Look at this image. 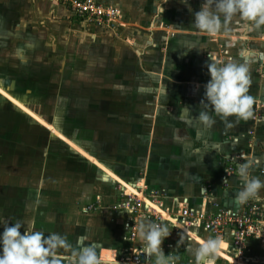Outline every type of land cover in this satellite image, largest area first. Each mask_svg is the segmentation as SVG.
I'll return each mask as SVG.
<instances>
[{"label": "crops", "instance_id": "0c3cea01", "mask_svg": "<svg viewBox=\"0 0 264 264\" xmlns=\"http://www.w3.org/2000/svg\"><path fill=\"white\" fill-rule=\"evenodd\" d=\"M97 1L121 11L123 27L113 35L115 39L112 41L108 35L74 19L66 7L50 0H0V219L8 220L9 224L20 221L23 224L21 233L33 227L45 235L58 232L54 220H47L48 212H38L39 181L22 177L24 164L17 160L23 159L24 143L13 145L10 142L6 136V124L11 117L24 114L63 138L61 133L26 106L38 102L37 95L40 93L47 101L51 100L52 89L59 86L67 88L69 96L74 97L77 93L101 96L98 89L113 91L121 87L128 94L125 101L128 104L133 99L130 93L136 87L153 88L155 94L152 99L144 102L145 105L150 104L151 108L150 115L144 117L149 120L148 131L145 133L147 143L143 147L149 154V161L142 167L143 179L131 182L133 186L124 178L117 179L114 173V180L129 190L142 191L146 200L151 198L149 192L157 189L156 192L160 193L159 209L164 213L168 210L176 214L184 199L198 209H210L213 203L234 207L235 195L241 188V182L238 173L227 172L228 160L237 153L248 151L251 155L247 156L246 161L250 158H259L261 161L258 166L253 165L251 176L264 181V175L258 173L259 170L264 171V123H253L252 119L241 120L234 127L227 128L214 113L211 114L216 123L210 129L198 121L196 117L202 110L199 105L204 94V84L210 77L205 65L202 67L195 62L193 42H189L184 50L175 47L173 38H177L178 33L174 28L167 27L171 15L168 17L165 10L172 6V0ZM183 32L187 31L181 30L179 33ZM170 39L173 40L169 46L167 44ZM161 42L164 45L162 49L158 48ZM104 50H107V54L103 53ZM104 57L107 61L102 60ZM111 58L114 63L108 62ZM88 60H92L91 66L87 65ZM129 67L140 70V75L133 78L135 81L140 80V84L136 81L121 85L124 82L116 78L117 71H130ZM150 76L156 77L157 84L154 87L147 84ZM255 76L252 75V78ZM114 77L117 82L113 81ZM262 94L264 92L259 90L260 100ZM106 102L112 104L118 101L114 99V102ZM8 103L13 106V113L8 111ZM229 120L235 121V118L229 117ZM243 131L254 133L252 144L246 146L240 139ZM118 133L132 137L136 135V129L128 127L126 131L120 130ZM243 134L247 136L245 132ZM66 141L106 174L112 172L91 159L74 143L68 139ZM29 148L31 151L32 146ZM159 152L166 155L156 154ZM174 155L177 156L175 162L171 158ZM157 157L156 165L154 161ZM173 164H176V168H172ZM135 178L133 175L126 177L128 181ZM172 179H178L175 190H172ZM141 186L151 190H142ZM116 195L117 192L112 189V203ZM260 196L264 206V188L260 190ZM111 212L109 215L115 221L114 238L117 239L110 238L111 230L103 228L105 239L101 241L107 240L104 244L109 247H100L102 249L97 252L98 259L116 260L141 243L138 236L136 241L126 238V214ZM169 218L166 216L163 221L171 231L161 245L165 255L171 252L179 256L177 264L194 263L185 251L190 242L197 243L191 233L195 232L197 237L205 239L210 236L200 227L180 225L179 229H175ZM182 232L183 240L177 243ZM107 238H110L109 241ZM85 240L94 244L100 242ZM224 248L225 244L218 255L231 263L264 264V255H257L262 250L258 241L249 244L248 263L234 260L222 250ZM59 253L62 256L71 254L70 250H59ZM63 264H69V261L64 260Z\"/></svg>", "mask_w": 264, "mask_h": 264}, {"label": "rangeland", "instance_id": "374dc122", "mask_svg": "<svg viewBox=\"0 0 264 264\" xmlns=\"http://www.w3.org/2000/svg\"><path fill=\"white\" fill-rule=\"evenodd\" d=\"M201 3L202 0H185V3L172 0L170 4L172 6L169 9L166 7L168 17L170 15L172 17L167 20L169 24L167 27L174 28L178 33L177 38H173L175 47L184 50L189 42H193L195 62L202 67L205 65V69L209 63L222 66L227 62H237L247 65L251 79L248 94L258 101L253 109L252 121L254 123L256 117H264V95L262 94L261 100L258 96L259 90L264 92V26L253 29L245 27V22L234 19L230 24L231 30L228 35H209L200 32L193 27L192 18L199 10ZM181 30L187 32L179 33ZM102 34L108 35L111 41L115 39L113 35ZM173 39H170L167 45L170 46ZM163 46L161 42L158 48L162 49ZM103 53L107 54V50ZM102 60L107 61L105 57ZM108 62L114 63L112 58ZM87 65L91 66L92 60H88ZM129 70L123 69V71L116 72V78L124 82L121 85L136 81L140 84V80L133 79L140 75V70L133 67H129ZM252 75L256 76L252 78ZM116 78L114 77L113 81ZM148 78L147 84H152L151 86L154 87L157 84L156 77ZM97 91L101 92V96L77 93L74 97L69 96L67 88L59 86L52 89L53 98L51 100L47 101L43 94L41 96V93H38L40 95V98L37 95L38 102L26 104L48 125L61 133L63 138L24 114H18L20 118L13 116L8 119L6 136L13 145L24 143L23 159L20 158L17 162L24 164L21 170L23 178H33L39 181L38 212H48V221H50L49 217H54L55 228H58V233L69 239V243L74 246L77 242L93 245L96 246L98 252L102 249L100 247H109L104 244L107 240L101 241L105 239L102 233L104 227L111 230L112 237L110 238H114L115 221L114 217L109 215L112 204L110 195L112 189L117 192L118 185H123L114 180L116 179L114 173L117 179L124 178L133 186L135 185L131 182L143 179L141 170L145 162L148 164L149 161V154L143 148L147 143L145 133L148 131L149 120H145L144 117L150 115L149 109L151 108L150 104L145 105L144 102H149L155 93L153 88L138 89L136 87L134 92L130 93L133 99L128 104L125 102L128 94L121 87L114 88L113 91L109 89H98ZM114 99L118 102L112 104L106 102L109 100L114 102ZM7 107L10 108L8 109L10 112L14 109L9 103ZM128 127L136 129V135L130 137L118 133L120 130L126 131ZM244 132L247 136L243 134ZM240 137L246 146L255 140L253 132L243 131ZM65 138L113 173L106 174L95 163L72 148ZM30 145L32 146L31 151ZM245 152L246 156L251 155L248 151ZM175 155L171 156L173 162L177 157ZM157 163L158 157L154 161V164L157 165ZM172 168H176V164H173ZM258 173L264 175L262 170ZM132 175L136 178L128 181L126 177L129 178ZM172 181V190H175L174 186L177 184L175 182L178 179H172ZM140 188L148 192L151 190L146 186ZM155 191L158 190L154 189ZM158 194L160 195L159 192ZM110 238H107L108 241ZM85 239L90 242H100L94 244ZM258 242L262 250L257 255H264V240ZM190 243L193 246L197 244ZM188 257L194 262L190 254ZM216 264L233 263L217 255Z\"/></svg>", "mask_w": 264, "mask_h": 264}, {"label": "clouds", "instance_id": "9594fccd", "mask_svg": "<svg viewBox=\"0 0 264 264\" xmlns=\"http://www.w3.org/2000/svg\"><path fill=\"white\" fill-rule=\"evenodd\" d=\"M180 2L185 3V0ZM234 19L245 22V27L253 29L264 26V0H202L192 23L200 32L228 35ZM207 72L210 79L204 84L199 105L202 110L196 117L198 121L210 129L216 123L211 113L219 117L227 128L234 127L241 120L253 119L254 105L258 101L248 94L251 84L248 66L237 62H227L222 66L209 63ZM229 117H234L235 121L229 120ZM255 123H264V117H256ZM260 163V159L256 158L237 165L241 182V188L235 195L237 205L261 199L260 190L264 188V181L251 176L250 171L253 165L258 166ZM131 211L129 208L128 212ZM49 220H54V217H49ZM0 227L3 229L0 231V264H63L64 260L69 261V264H99L96 246L80 242L74 246L65 235L58 232L45 235L34 227L21 233L23 224L20 221L9 224L8 220L0 219ZM136 228L150 264H177L179 256L171 252L165 255L161 246L171 232L167 224L141 219ZM191 237L197 240V244H188L185 251L194 258V264H216L217 255L224 247L223 242L214 237L199 238L195 232L191 233ZM182 240L183 232L177 243ZM59 250H70L71 254L62 256Z\"/></svg>", "mask_w": 264, "mask_h": 264}, {"label": "built area", "instance_id": "2783aa9c", "mask_svg": "<svg viewBox=\"0 0 264 264\" xmlns=\"http://www.w3.org/2000/svg\"><path fill=\"white\" fill-rule=\"evenodd\" d=\"M57 5L68 9L71 16L86 26L93 27L101 33L116 35L123 27L121 11L97 0H50ZM247 156L245 153H237L228 160L227 172L237 171V165L243 163ZM118 191L110 209L112 212L126 214L124 230L129 241H136L139 220L146 219L156 223H163L166 216L174 224L175 229L180 225H190L202 228L210 237L219 238L224 244L222 249L234 260L249 262V244L251 241L264 240V206L257 200H249L243 205L234 207L219 206L216 203L210 209L195 208L182 201L180 209L175 213L159 209V194L149 192L150 200L139 194L127 192L125 187L118 185ZM147 196V197H148ZM132 211L129 213L128 209ZM165 241V240H164ZM170 247L169 244H166ZM99 264H150L149 258L143 252V244L129 250L127 255L114 259H99ZM234 264V263H233Z\"/></svg>", "mask_w": 264, "mask_h": 264}, {"label": "bare ground", "instance_id": "6f19581e", "mask_svg": "<svg viewBox=\"0 0 264 264\" xmlns=\"http://www.w3.org/2000/svg\"><path fill=\"white\" fill-rule=\"evenodd\" d=\"M123 186V185H122ZM124 187V186H123ZM126 190H127V192H129V193H134V194H139V192H137V191H132V190H129V189H127L126 188Z\"/></svg>", "mask_w": 264, "mask_h": 264}]
</instances>
